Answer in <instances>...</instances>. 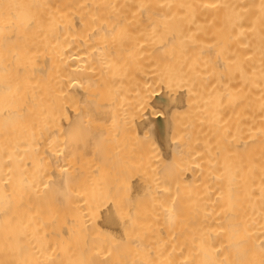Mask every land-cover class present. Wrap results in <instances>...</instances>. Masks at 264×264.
Returning <instances> with one entry per match:
<instances>
[{
  "label": "bare ground",
  "instance_id": "obj_1",
  "mask_svg": "<svg viewBox=\"0 0 264 264\" xmlns=\"http://www.w3.org/2000/svg\"><path fill=\"white\" fill-rule=\"evenodd\" d=\"M250 239L264 0H0V264H243Z\"/></svg>",
  "mask_w": 264,
  "mask_h": 264
},
{
  "label": "rangeland",
  "instance_id": "obj_2",
  "mask_svg": "<svg viewBox=\"0 0 264 264\" xmlns=\"http://www.w3.org/2000/svg\"><path fill=\"white\" fill-rule=\"evenodd\" d=\"M232 65H233V64H232ZM223 69H224V68H223ZM228 70H229V71H228ZM225 71H228V72H226V74L223 73V74H225V75H223L224 78H225L226 75H228L227 78H228V77L230 78L231 75H230L229 73L231 72V74H232V73H233V70L231 71L230 69H227V70L224 69V72H225ZM233 76H234V75L232 74V81L230 80V85L227 84V82L229 83V79H227V78H225V79L222 78V80L226 81V83L222 82L223 85H224V87H225L226 84H227L228 86H232L231 84H234V83H232L233 80L235 81V77H233ZM217 78H218V77H217ZM213 79H214L213 81H216V75H215V77H214ZM213 81H212V82H213ZM213 83H214V82H213ZM228 86H227V88H229ZM227 90H228V89H227ZM228 96H229V94H228ZM228 96H227V97H228ZM227 97H226V100H229V99L232 98L231 101H233V97H232V96H231V98H227ZM231 101L229 100V104H230ZM227 102H228V101H227ZM232 103H233V102H232ZM229 104H228V105H229ZM230 105H233V104H230ZM228 107H230V106H228ZM231 109H232V108H231ZM229 110H230V109H229ZM229 110L227 109V111L225 112L223 118H220L218 115H216V116H217V118H218V120H219L220 122H223V123H224V121H226L227 123H228V122L230 123V124L228 123V124L230 125V126L228 127L230 131H229V132H226V129L222 130L223 128H226V127H227V126L225 127L226 124H224V125H223L224 127L220 129L219 126H215V124L213 123L214 125L211 124V126H213V128H212V130L210 129L211 134H212L213 136H215V137H213V138H214V140L217 142V146L220 145V147H222L223 150H229V149L232 150V149H235L234 147H235V144L237 143V139H236L235 137H233V136H235V135H234V134H235V133H234L235 130L233 129V125H235V123H234V118H235L234 115H235V114H232L233 116H231V115H230L231 112H229ZM232 111H233V110H232ZM227 113L231 116V121H233V122H231L230 120L227 121V119H225L226 116H227V118L230 119V116H228ZM213 122H215V121H213ZM226 122H225V123H226ZM231 123H232L233 125H232ZM228 124H227V125H228ZM214 126H215V127H214ZM202 127H203V126H202ZM230 127H231V129H230ZM234 127H235V126H234ZM203 128H204V127H203ZM233 131H234V132H233ZM208 132H209V130H208ZM208 132L206 133L207 136H208ZM213 138L211 137V140H212ZM234 138L236 139V141H235L236 143L234 142ZM218 143H219V145H218ZM213 144H214V142H213ZM233 144H234V145H233ZM214 145H216V143H215ZM250 240H252V239H250ZM250 240H249V241H250ZM253 240H254V239H253ZM253 240H252V241H253ZM249 241H248V245H245V244L243 243L245 246L250 247V245H251V247H252V248H250V250L248 249L246 252L250 251V252H249L250 254H254V252H255V254H256L257 256L259 255L260 257H261V256L263 257V255H264V253H263V252H264V249L261 248V250L263 249V250H262V254H263V255L260 254V253L258 254L257 252H261V251H258L259 248L256 249V247H255L256 245H254L255 242L253 241V242H254V243H253V242H251V241L249 242ZM256 241H257V240H256ZM249 243H250V245H249ZM251 243H252V244H251ZM257 243H258V242H257ZM259 243H260V242H259ZM243 244H241V245H243ZM260 244H261V243H260ZM238 246H240V245H238ZM240 247L242 248V246H240ZM240 247H239V248H240ZM257 247H258V244H257ZM239 248L237 249L236 253L240 250ZM243 248H244V247H243ZM243 248H242V249H243ZM245 249H247V248H245ZM242 251H243V250H242ZM246 252H244L243 254H245ZM251 252H252V253H251ZM239 253H240V254H236V255H237V256H238V255H241V252H239ZM249 253H248L247 256H250ZM217 255H218V254H216V257H217ZM219 255H220V254H219ZM256 255H255V257H254L253 255H251V257L256 258V257H257ZM259 256H258V257H259ZM214 257H215V255H214ZM244 257H245V256H244ZM260 257H259V258H260ZM262 257H261V258H262ZM236 258H237V257H236ZM239 258H241V257H239ZM248 258H250V257H248ZM248 258L246 257L245 260L248 259ZM259 258H257V260H258ZM214 259H215V262H216L217 259H216V258H214ZM218 259H219V258H218ZM237 259H238V258H237ZM237 259H236V260H237ZM252 259H253V258H252ZM262 259L264 260V258H262ZM240 260H241V262L244 261V259H240ZM240 260H239V261H240ZM250 260H251V258H250ZM250 260H249V259L246 260L247 262L245 261L243 264H245V263L247 264L248 262H250V263H252V264H256V263H255V260H256V259H255V260H251V261H250ZM257 260H256V261H257ZM239 261H238V263H239ZM253 261H254V262H253ZM212 262H213V261H211V263H212ZM241 262H240L239 264H241ZM250 263H248V264H250ZM208 264H209V263H208Z\"/></svg>",
  "mask_w": 264,
  "mask_h": 264
}]
</instances>
